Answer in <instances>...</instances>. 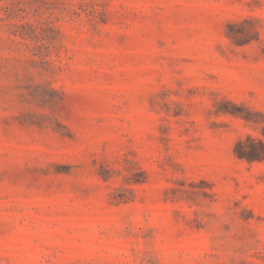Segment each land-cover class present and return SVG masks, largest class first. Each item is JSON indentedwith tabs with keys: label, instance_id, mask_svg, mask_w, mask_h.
<instances>
[{
	"label": "rangeland",
	"instance_id": "obj_1",
	"mask_svg": "<svg viewBox=\"0 0 264 264\" xmlns=\"http://www.w3.org/2000/svg\"><path fill=\"white\" fill-rule=\"evenodd\" d=\"M264 0H0V264H264Z\"/></svg>",
	"mask_w": 264,
	"mask_h": 264
},
{
	"label": "trees",
	"instance_id": "obj_2",
	"mask_svg": "<svg viewBox=\"0 0 264 264\" xmlns=\"http://www.w3.org/2000/svg\"><path fill=\"white\" fill-rule=\"evenodd\" d=\"M264 135V127L262 128ZM234 153L238 158H244L249 162L264 159V141L261 138L251 136L239 139L234 145Z\"/></svg>",
	"mask_w": 264,
	"mask_h": 264
}]
</instances>
